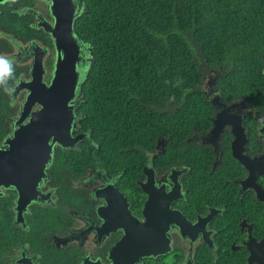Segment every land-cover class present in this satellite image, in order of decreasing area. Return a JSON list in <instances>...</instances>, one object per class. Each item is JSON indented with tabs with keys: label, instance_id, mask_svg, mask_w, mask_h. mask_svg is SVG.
Instances as JSON below:
<instances>
[{
	"label": "flooded vegetation",
	"instance_id": "obj_1",
	"mask_svg": "<svg viewBox=\"0 0 264 264\" xmlns=\"http://www.w3.org/2000/svg\"><path fill=\"white\" fill-rule=\"evenodd\" d=\"M84 9V0L0 1V90L5 87L0 91L4 94L0 101L5 100L0 110L5 113L0 117L6 126L0 148L7 146L5 140L20 124L29 121V114L43 108L38 102L28 107L26 101L32 92L44 93L50 86L57 59L62 58L55 40L68 19L69 34L80 47L77 85L67 102L73 114L71 139L66 145L48 139L49 158L28 202L18 201L20 195L12 185L0 186V264H110L108 253L124 234L122 227L113 229L121 218L152 219L154 234L167 240L166 253L144 256L136 264H264V174L254 179L250 167L235 157L231 130L232 122L241 129L237 143L242 141L247 159L260 156L264 111L244 97L226 100L215 76L205 75L201 81L205 98L230 105L228 113L234 119H226L215 138L213 108L209 124L202 129L194 126L186 138L202 151L200 159L211 154L207 168L204 159L159 166L155 159L167 142L159 137L144 153L134 182L91 163L79 172L82 144H94L88 131L81 129L78 112L80 86L91 60L88 43L74 30ZM25 109L26 117L17 124ZM67 155H73L71 161ZM143 187L152 193L153 202Z\"/></svg>",
	"mask_w": 264,
	"mask_h": 264
},
{
	"label": "trees",
	"instance_id": "obj_2",
	"mask_svg": "<svg viewBox=\"0 0 264 264\" xmlns=\"http://www.w3.org/2000/svg\"><path fill=\"white\" fill-rule=\"evenodd\" d=\"M84 2L74 30L91 60L78 112L94 144H82L79 172L91 163L134 182L159 137L167 140L159 166L204 159L207 168L211 154L200 159L186 141L213 114L205 75L226 100L244 97L264 111V0ZM5 127L0 117V140Z\"/></svg>",
	"mask_w": 264,
	"mask_h": 264
},
{
	"label": "water",
	"instance_id": "obj_3",
	"mask_svg": "<svg viewBox=\"0 0 264 264\" xmlns=\"http://www.w3.org/2000/svg\"><path fill=\"white\" fill-rule=\"evenodd\" d=\"M70 21V19L67 20V27L60 39L55 40L57 48L62 50V58L57 59L50 86L45 87L44 93L32 92L26 101L28 107L30 104L38 102L43 104V108L29 114L27 116L29 121L26 124H20L14 130V136L5 140L7 146L0 148V186L12 185L15 187L20 195L18 201L21 200L23 203L29 201L36 179L42 175L44 164L49 158L48 139L52 137L53 141H57L61 145H66L67 141L71 139L70 127L73 114L67 102L74 95L77 85L76 62L80 59V47L79 42L69 34ZM209 102L215 109L212 119L214 126L211 132L215 138H218L223 125L226 123L225 120L234 118L228 113L230 105H225L216 100ZM27 113L26 109L21 112L17 124L26 117ZM260 117L258 116V118ZM260 120L263 122V126L259 131L262 133L264 120L263 118ZM232 123L231 130L236 138L232 143L233 154L246 165V168L250 167V174L256 179L259 175L264 174V153L253 158V160L247 159L240 147L242 141L237 143L242 131L237 124ZM78 138L79 136H77ZM160 142L159 140L157 146ZM143 186L145 187V185ZM144 187L143 189L149 192V203L153 202L152 193ZM122 200L123 198L121 202H123ZM121 204L124 205V203ZM147 205L146 202L145 207ZM143 212L149 213L145 210ZM152 224H154L152 219L148 220V218L144 222L130 218L117 220L113 229L122 227L124 234L115 242L108 253L110 264H136L144 256L166 253L167 240L163 235L154 234ZM106 225L108 232V220Z\"/></svg>",
	"mask_w": 264,
	"mask_h": 264
},
{
	"label": "bare ground",
	"instance_id": "obj_4",
	"mask_svg": "<svg viewBox=\"0 0 264 264\" xmlns=\"http://www.w3.org/2000/svg\"><path fill=\"white\" fill-rule=\"evenodd\" d=\"M263 65V64H262ZM264 88V87H263Z\"/></svg>",
	"mask_w": 264,
	"mask_h": 264
}]
</instances>
